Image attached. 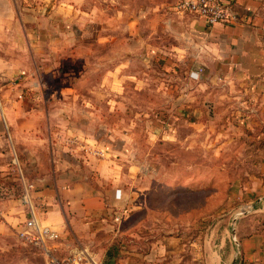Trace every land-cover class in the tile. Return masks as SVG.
Instances as JSON below:
<instances>
[{
	"label": "crops",
	"instance_id": "obj_1",
	"mask_svg": "<svg viewBox=\"0 0 264 264\" xmlns=\"http://www.w3.org/2000/svg\"><path fill=\"white\" fill-rule=\"evenodd\" d=\"M106 1L0 0V238L22 230L35 213L59 234L48 243L52 258L82 257L73 264H264V224L257 219L264 215V160L247 179L218 185L180 174L167 193L142 194L143 166L128 159L136 149L129 136L109 146L103 133L59 116L76 89L71 79L94 60L101 88L109 85ZM218 1L231 6L237 20L209 25L174 12L175 0L135 1L132 16L119 9L134 39L142 19L151 42L164 32L168 47L149 46L150 57L180 61L203 88V98L187 94L179 106L190 107L194 118H168L167 130L154 138L173 141L185 125L202 120V112L205 126L218 117L206 118L208 107L237 102L246 83L247 118L253 129L262 126L258 139H264V0ZM77 138L86 144H74ZM256 150L264 156V146ZM203 194L216 195L222 205L203 202ZM239 206L247 215L233 224ZM194 217L203 222L191 224Z\"/></svg>",
	"mask_w": 264,
	"mask_h": 264
},
{
	"label": "rangeland",
	"instance_id": "obj_2",
	"mask_svg": "<svg viewBox=\"0 0 264 264\" xmlns=\"http://www.w3.org/2000/svg\"><path fill=\"white\" fill-rule=\"evenodd\" d=\"M135 1L139 0H109L111 41L109 54L104 53V57L109 59V85L101 88L102 76L96 73L100 61L96 63L94 60L93 68L78 76L79 79H71L76 82V89L73 97L59 107V116L72 118L73 123L80 121L92 131L103 133L105 141H108L104 143L109 146L119 147L118 136H129L136 149L128 159L135 161L136 157L143 166L139 178L142 194L167 193L170 181L179 182L180 174L181 178L191 174V178L202 180L206 176L218 185L258 174L264 156L256 148L260 147L259 144L264 146V140L258 139L262 126L253 129L247 118L250 105L246 83L241 87L239 97L235 96L237 102H223L219 108L208 107L206 118H214L216 114L218 117L209 119L205 126L202 112L198 117L202 120L185 125L183 134L173 141L163 140L160 136L154 138L167 130L168 118H194L190 107L179 106L187 94L203 98V88L199 85V78L188 74L180 61L150 57L147 52L149 46L166 50L169 43L164 32L162 40L154 42L153 37L150 41L148 20L142 19L136 25L141 43L137 41L138 36L134 39L132 33L135 30L128 27L127 19H121L123 15L119 19L118 12L126 8L132 16ZM173 11L178 13L175 9ZM198 99L192 103L197 105ZM78 142L86 144L85 140L78 138L74 144ZM78 146L82 147V144ZM188 196L192 202L197 200L194 193ZM205 199L216 207L222 205L216 195L203 194V202ZM243 207L237 208L235 216L238 219L247 215V208ZM258 218L264 224V215ZM198 220L197 217L192 218L191 224ZM49 245L46 250L45 246L23 240L17 233L2 236L0 264H51L50 249L52 252L53 248Z\"/></svg>",
	"mask_w": 264,
	"mask_h": 264
},
{
	"label": "built area",
	"instance_id": "obj_3",
	"mask_svg": "<svg viewBox=\"0 0 264 264\" xmlns=\"http://www.w3.org/2000/svg\"><path fill=\"white\" fill-rule=\"evenodd\" d=\"M174 8L178 13H192L203 19L209 24L228 23L237 20V12L228 5L218 0H175ZM25 201L29 202L28 193L24 196ZM17 234L25 241L45 246L50 240H56L59 234L51 230L48 226H42L35 213L27 220L22 230ZM82 259L81 256L70 259H51V264H73ZM87 264H104L103 261H90Z\"/></svg>",
	"mask_w": 264,
	"mask_h": 264
},
{
	"label": "water",
	"instance_id": "obj_4",
	"mask_svg": "<svg viewBox=\"0 0 264 264\" xmlns=\"http://www.w3.org/2000/svg\"><path fill=\"white\" fill-rule=\"evenodd\" d=\"M239 214H240V213H239ZM237 219H238V217L235 216V218H234V220H233V224L236 223ZM234 233H235V232H234ZM233 238H234L235 241H237V240H236L237 238H236V235H235V234L233 235Z\"/></svg>",
	"mask_w": 264,
	"mask_h": 264
},
{
	"label": "trees",
	"instance_id": "obj_5",
	"mask_svg": "<svg viewBox=\"0 0 264 264\" xmlns=\"http://www.w3.org/2000/svg\"><path fill=\"white\" fill-rule=\"evenodd\" d=\"M262 139H263V138H262ZM262 139H259V140H262ZM263 140H264V139H263ZM258 146H261V144H259ZM207 219H209V218H207ZM204 220H205V219H204ZM198 221H199V224H201V223L203 222V218L199 219ZM199 228L203 229L202 226H200Z\"/></svg>",
	"mask_w": 264,
	"mask_h": 264
}]
</instances>
